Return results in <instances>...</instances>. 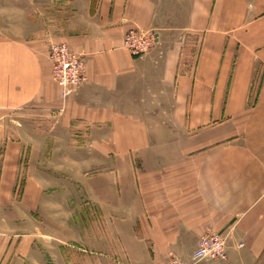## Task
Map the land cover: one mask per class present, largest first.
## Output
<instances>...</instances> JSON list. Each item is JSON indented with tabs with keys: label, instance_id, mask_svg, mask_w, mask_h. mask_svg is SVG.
<instances>
[{
	"label": "crops",
	"instance_id": "crops-1",
	"mask_svg": "<svg viewBox=\"0 0 264 264\" xmlns=\"http://www.w3.org/2000/svg\"><path fill=\"white\" fill-rule=\"evenodd\" d=\"M50 42L83 59L64 102ZM77 205L132 264L222 230L200 264H264V0H0V264H65Z\"/></svg>",
	"mask_w": 264,
	"mask_h": 264
},
{
	"label": "rangeland",
	"instance_id": "rangeland-1",
	"mask_svg": "<svg viewBox=\"0 0 264 264\" xmlns=\"http://www.w3.org/2000/svg\"><path fill=\"white\" fill-rule=\"evenodd\" d=\"M72 216L73 239L67 242V244L62 242L58 246L59 254L65 264H132L130 258L121 255L123 253L122 248L118 246V241L116 238H113V234L108 232L110 227L107 222V217H101L96 207L90 206L89 208L86 207L83 209L80 205H77L72 209ZM61 236H64L63 230L61 231ZM102 236H104L103 240H97L98 237ZM197 243L190 256L180 257L169 251L165 257L161 258V264H173L174 261L180 262L181 264H200L202 262L221 263L227 258L226 250V254L222 257L202 258L196 261L195 252ZM40 248L42 249V253L48 255L49 247L47 243H41ZM151 259L149 258V262ZM24 263L27 264L28 262L25 261ZM137 263L144 264L145 261L141 258Z\"/></svg>",
	"mask_w": 264,
	"mask_h": 264
},
{
	"label": "built area",
	"instance_id": "built-area-1",
	"mask_svg": "<svg viewBox=\"0 0 264 264\" xmlns=\"http://www.w3.org/2000/svg\"><path fill=\"white\" fill-rule=\"evenodd\" d=\"M157 42L158 34L154 29L130 28L123 37V46L132 56L136 57L146 54ZM48 57L51 62V78L58 85L60 99L64 102L85 80L83 60L70 49L66 42H50ZM228 239L227 230L212 231L201 235L195 252L196 261L225 255ZM173 264L181 263L174 261Z\"/></svg>",
	"mask_w": 264,
	"mask_h": 264
}]
</instances>
